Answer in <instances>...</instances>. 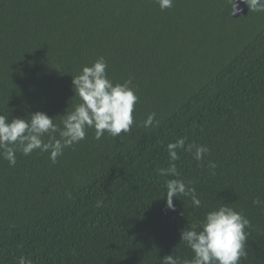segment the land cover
Masks as SVG:
<instances>
[{
    "label": "trees",
    "instance_id": "16d2710c",
    "mask_svg": "<svg viewBox=\"0 0 264 264\" xmlns=\"http://www.w3.org/2000/svg\"><path fill=\"white\" fill-rule=\"evenodd\" d=\"M100 57L139 96L119 137L86 138L52 163L39 150L0 157V264H161L191 260L181 233L227 204L250 221L240 264H264V12L234 18L229 0H0V115L61 120L80 103L73 77ZM155 113L153 126L144 120ZM58 137V134H57ZM202 205L166 206L167 144ZM47 141V137L44 138ZM216 164L215 174L208 162ZM256 199L261 204H254Z\"/></svg>",
    "mask_w": 264,
    "mask_h": 264
},
{
    "label": "clouds",
    "instance_id": "9594fccd",
    "mask_svg": "<svg viewBox=\"0 0 264 264\" xmlns=\"http://www.w3.org/2000/svg\"><path fill=\"white\" fill-rule=\"evenodd\" d=\"M161 11L173 7L174 0H155ZM246 4L250 12H264V0H229L231 15L235 16L242 9L239 4ZM107 62L100 57L91 66H84L80 73L73 77L75 97L80 103L72 111L61 116V124L54 122L55 118L44 112H35L27 119L0 115V157L7 160L9 166L17 163L16 153L24 156L39 150L48 153L52 163L64 154L66 148H72L83 141L89 129L95 130V139H101L106 133L112 137H119L121 133H129L134 124L135 106L139 101L136 90L131 87L132 79L124 83H113L108 77ZM156 114L151 113L144 120V127L153 126ZM58 134V137H57ZM47 137V141H45ZM178 150H185L192 154L197 162H203L209 148L206 145L187 144L186 138H179L167 144V151L171 163L166 168H160L158 173L162 177H176L166 179V206L175 210L174 197H189L194 208L202 205L196 194L195 187H189L180 179L176 161L179 160ZM208 167L215 174L216 164L208 162ZM260 205V199L253 201ZM251 221L242 213L228 207L227 204L216 210L209 211L200 223L191 225L181 233V241L191 249L192 259L181 260L178 256L167 255L161 264H240L246 258L245 244L248 233L246 229ZM18 264H32L27 257L18 258Z\"/></svg>",
    "mask_w": 264,
    "mask_h": 264
},
{
    "label": "water",
    "instance_id": "95a60500",
    "mask_svg": "<svg viewBox=\"0 0 264 264\" xmlns=\"http://www.w3.org/2000/svg\"><path fill=\"white\" fill-rule=\"evenodd\" d=\"M239 8L242 9V11L233 16L234 18H238L240 16H248L250 9L246 4L240 3Z\"/></svg>",
    "mask_w": 264,
    "mask_h": 264
}]
</instances>
